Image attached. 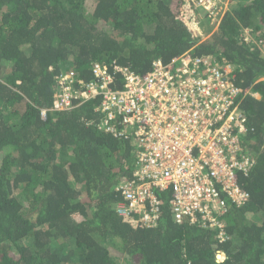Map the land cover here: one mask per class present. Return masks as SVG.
<instances>
[{
	"label": "trees",
	"instance_id": "16d2710c",
	"mask_svg": "<svg viewBox=\"0 0 264 264\" xmlns=\"http://www.w3.org/2000/svg\"><path fill=\"white\" fill-rule=\"evenodd\" d=\"M221 1L213 21L188 0H0V264H264V0ZM187 51L229 64L248 90L249 202L222 218L223 243L176 224L166 200L155 228L119 218L114 189L135 170L132 142L98 128V98L49 111L67 70L78 88L94 64L142 75Z\"/></svg>",
	"mask_w": 264,
	"mask_h": 264
},
{
	"label": "built area",
	"instance_id": "2783aa9c",
	"mask_svg": "<svg viewBox=\"0 0 264 264\" xmlns=\"http://www.w3.org/2000/svg\"><path fill=\"white\" fill-rule=\"evenodd\" d=\"M188 1L213 21L226 10L221 0ZM248 34L244 29L246 44L251 41ZM112 68L94 64L91 80L78 88L75 71L56 76L49 111H70L98 98L96 110L105 114L98 128L132 142L135 170L114 189L119 200L115 213L155 228L166 200L176 224L215 230L218 242H226L222 218L230 207L249 202L240 179L247 177L253 161L239 157L240 137L248 133L239 99L248 90L233 83L232 66L212 56L195 57L191 51L168 63L157 60L142 75L129 67ZM45 114L41 110L42 118Z\"/></svg>",
	"mask_w": 264,
	"mask_h": 264
},
{
	"label": "clouds",
	"instance_id": "9594fccd",
	"mask_svg": "<svg viewBox=\"0 0 264 264\" xmlns=\"http://www.w3.org/2000/svg\"><path fill=\"white\" fill-rule=\"evenodd\" d=\"M224 5L226 6L227 5V3H224ZM244 29H246V28H244ZM244 29H243V31H244ZM207 37H209V36H207ZM206 37V38H207ZM243 40V39H242ZM243 43H245L244 41H243ZM250 43V42H249ZM248 43V44H249ZM229 65V64H228ZM118 66H120V65H118ZM113 67V66H112ZM109 68V70L112 72L113 71V68ZM120 67H126V66H120ZM115 79H117V78H115ZM119 200H117L114 204H113V210H114V206H115V204L118 202ZM115 212V211H114ZM116 214V213H115ZM117 215V214H116ZM120 218V217H119ZM122 219V218H121ZM218 254H217V256H216V258L218 259V260H221L222 259V257H223V253H221V252H217Z\"/></svg>",
	"mask_w": 264,
	"mask_h": 264
},
{
	"label": "water",
	"instance_id": "95a60500",
	"mask_svg": "<svg viewBox=\"0 0 264 264\" xmlns=\"http://www.w3.org/2000/svg\"><path fill=\"white\" fill-rule=\"evenodd\" d=\"M218 254V253H217Z\"/></svg>",
	"mask_w": 264,
	"mask_h": 264
}]
</instances>
